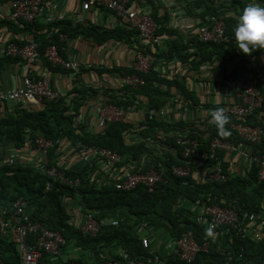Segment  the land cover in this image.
<instances>
[{
  "label": "trees",
  "instance_id": "trees-1",
  "mask_svg": "<svg viewBox=\"0 0 264 264\" xmlns=\"http://www.w3.org/2000/svg\"><path fill=\"white\" fill-rule=\"evenodd\" d=\"M131 1L141 2V0ZM259 3L264 6V0H259ZM247 4L244 0H233L229 6L206 0H198L195 3L191 12L198 8H204L203 20L209 15H217L225 21V33L228 36V41L214 44L202 43L196 37L192 38L191 41H184L176 31L167 29L165 22H163L167 18H161L153 12L151 15L159 25L157 35L168 36V39L164 40V48L156 47L154 51L148 49L146 54L152 59L153 65L158 67L160 64L167 65L176 61L193 72H199L203 68L212 69V71L222 75L226 80H223L224 84L231 82V78L236 81L242 79V76L248 71L255 73L253 71L255 69L252 68V60L264 56V51H256L246 56L237 49V42L234 37L237 17ZM155 9L153 5V10L156 11ZM5 22L12 24L8 20L0 21V26ZM18 22L22 23L33 34L34 41L39 45L41 58L49 66L53 65L43 55L50 45H56L62 57L67 60L61 51L64 46L61 35L72 38L83 34L98 43L116 39L129 45L133 44L135 50L140 48L137 30L128 23L106 28L90 22L86 23L87 25L60 22L55 24L58 26L59 32L54 34L51 41H48L47 36L40 34V28L37 25L38 20L32 24L23 21ZM17 44L19 46L24 45L20 42ZM15 60L17 58L0 56V70L7 63ZM54 67L63 68L61 66ZM118 70L122 76L137 74L145 80V85L141 87L123 85L120 89H112L104 94L106 97L104 102L114 104L119 108L158 111L170 101L171 93L164 88L166 85L178 86L180 93L187 99L190 107L196 111L201 106L208 110L218 108V106L202 105L196 92L188 91L185 85L176 79L168 80L160 71L139 73L133 68L127 71ZM259 87L264 92V81H261ZM237 92H235L236 95ZM140 97L145 98V101L139 100ZM42 105V109L33 111L22 104H18V107L10 113L0 115V144L6 138H10L17 149H22L27 144L35 148L37 137L42 136L54 143V147L48 150L47 167L59 166L55 152L58 146L57 142L63 139L72 141L73 145L80 143L85 147H106L120 153L125 163L133 161L137 164L142 163L140 169H136L137 171L146 173L154 168L162 174L164 179L153 186L140 184L133 190L119 191L115 188L114 181H109L106 186H98L94 181L92 182L95 167L81 161L71 168L59 166L71 180L79 179L80 184L71 187L60 180L50 179L25 162H16L15 165H10L0 159V211L3 208L11 210L18 198H24L27 203V213L34 222H40L49 230L62 234L65 239L64 250L68 246H76L82 251L97 254L98 259L95 263L91 261L93 262L91 264H129L130 262L155 264V255L152 250L145 248L141 237L135 234L138 226L156 228L167 232L172 238H179L183 233L191 231L198 237L199 242L203 243L209 240L204 226L198 224L190 216L189 210L185 206L187 202L196 201L203 195L212 194L214 197H219L224 194L228 200H237L236 207L241 216L245 212H257L261 208L264 200V181L258 180V169L255 165H253L251 172L246 175L231 174L226 183H203L193 177H179L173 172V167H186L188 163L193 165L197 158L196 156L183 157L181 148L176 144L175 137L178 135L190 139H199L204 150L208 148L210 140L214 137H220L224 141L229 140L239 145L240 138L236 137L234 131L230 129V125L236 121L232 117L228 116L229 119L225 128L229 135L225 137L215 125L210 123L211 115H208L210 118L201 121L200 124L193 123L189 126L186 124L179 131H173L175 129L169 128L165 120H158L156 117L150 120L149 115H146L145 120L136 128L140 142L130 145L127 143L126 137L135 127L126 122L127 120L110 123L102 133L93 135L77 125L76 115L69 113L64 98ZM258 114H261V118H263L264 102L263 108L257 112ZM249 121L257 124L256 115L252 116V120L250 118ZM171 131L174 132L173 136H169L165 140L161 139L162 133ZM206 134L209 136L204 138ZM151 142H162L159 144L163 146L164 150L157 154L155 144ZM263 153L264 142L254 146L255 155ZM219 155L221 158L225 156L224 153ZM208 162L211 164L213 161L208 160ZM229 168L230 160L228 159L224 162V169L228 171ZM48 183L51 184L50 189H47ZM66 197L74 199L84 215L91 214L95 220L100 222V230L96 235H85L81 229L70 223L71 215L64 203ZM111 218L119 220L117 226L112 224ZM231 244L232 246L226 249L234 252L231 261L214 244L210 246L207 252L198 253L191 263L168 260L164 264H247L264 260V238L257 241L235 236ZM118 249L124 250L126 257L120 255ZM101 252L105 253V258L99 257ZM0 259L9 264H21V255L16 244L1 234ZM39 264L90 263L84 258L76 260H60L59 258L56 261L52 255L44 254Z\"/></svg>",
  "mask_w": 264,
  "mask_h": 264
},
{
  "label": "built area",
  "instance_id": "built-area-1",
  "mask_svg": "<svg viewBox=\"0 0 264 264\" xmlns=\"http://www.w3.org/2000/svg\"><path fill=\"white\" fill-rule=\"evenodd\" d=\"M83 12H89L93 9L103 8L112 12L117 18V23H128L132 25L138 33L140 48L135 50L133 59V69L139 73H150L160 71L158 66H154L152 59L146 54V50L156 47L164 48L165 39L157 35L159 25L155 22L150 12L138 9L136 4L131 0H79ZM231 5L233 0H206ZM50 0H14L11 2L10 16L15 21H23L32 24L39 20L45 13L46 7ZM225 21L220 16H207L203 21L196 38L202 43L214 44L228 41L225 33ZM61 41L68 39L67 36L61 35ZM3 56L17 58L24 64L26 75L23 79V86L16 89L0 90V111L3 105L7 103L17 104H38L52 103L64 98V94L53 88L51 79L47 73H41L38 77H33L34 66L41 60L39 45L36 41L31 40L26 44L19 46L16 42L7 40L1 48ZM44 58L53 66H61L64 69H79V64L65 60L56 45H50L45 53ZM252 68L242 79L238 80V87L233 91L237 93V100L233 103L224 105L226 114L236 121L230 125L234 135L240 138L239 145L229 140H222L220 137H214L210 140L208 148L204 150L203 144L199 139H190L176 136V144L181 148L183 157L197 158L193 165L173 167V172L179 177H193L203 183H226L231 174H234L232 167L228 171L224 169V162L228 159L230 162L234 159H241L245 162L246 170L244 175L251 172L253 165L257 167V177L259 181H264V153L261 155L254 154V146L264 142V114L257 115V112L263 108L264 92L259 87L261 81H264V56L255 58ZM122 85L141 87L145 85V80L137 74H126L121 78ZM179 109V108H178ZM177 109V110H178ZM217 109V108H216ZM215 109L204 110L205 114L211 115ZM168 108H162L158 111L144 109L125 110L118 106L103 102L96 109L97 127L104 130L107 125L113 122L126 121L128 115L132 112L140 115L144 120L146 115L149 119L158 118L164 120ZM183 111L187 112L184 108ZM181 114L182 112H178ZM184 113V112H183ZM256 115L257 124L250 123V118ZM182 124L180 128L185 127ZM179 128V129H180ZM186 130V129H185ZM169 134L162 133L161 138H167ZM225 137L229 135L223 133ZM173 136V134H172ZM209 135L206 134L204 138ZM55 155H63V141L57 142ZM54 147L52 141L38 136L36 139L35 153L38 155H47L48 150ZM78 150L81 161L89 163L95 167L92 174V182L98 186H106L109 181H114V186L119 191H130L137 188L140 184L148 186L155 185L158 181H163L162 174L154 168L143 173L137 171L134 162H123V157L115 150L106 147H85L80 143L75 145ZM224 153V157H220ZM208 160L213 162L209 164ZM205 161V162H204ZM15 165L16 161L9 158L4 163ZM208 163V164H207ZM1 167V163H0ZM64 167V166H61ZM41 174L46 175L52 180H60L68 186H78L79 179L73 181L59 166L53 165L47 167L41 164L34 168ZM97 169L105 173L104 178H97L94 174ZM51 184H47L50 189ZM181 203V202H179ZM237 200H228L224 194L214 197L212 194L201 196L196 201L186 203L190 216L200 225L204 226L205 231L208 228L213 230L214 236L209 240L201 243L193 232H185L179 238H170L160 247L161 251H156L155 264H164L168 260H180L191 263L195 260L198 253L207 252L211 245L216 244L218 250L228 257L231 261L234 252L227 251L232 246L233 237L250 238L260 241L264 238V200L261 208L255 212H245L242 216L236 207ZM27 203L24 198L16 200L13 208H3L0 211V234L9 238L16 244L21 255V264H39L44 254L52 255L54 259L60 258L64 252L63 246L65 239L59 232L49 230L44 224L34 222L27 213ZM114 226H117L119 220L111 219ZM100 230V222L95 220L91 214L84 215L81 225V231L87 235H96ZM144 231V227H140ZM234 233V235H233ZM142 244L145 248L151 249L152 244L157 242V238L151 234H145L141 237ZM226 250V251H225ZM120 255L126 257L123 250H117ZM162 258V259H161ZM0 264H9L0 259ZM129 264H136L130 262ZM145 264V263H139ZM247 264H264V260Z\"/></svg>",
  "mask_w": 264,
  "mask_h": 264
},
{
  "label": "crops",
  "instance_id": "crops-1",
  "mask_svg": "<svg viewBox=\"0 0 264 264\" xmlns=\"http://www.w3.org/2000/svg\"><path fill=\"white\" fill-rule=\"evenodd\" d=\"M198 0H141L133 1L138 9L156 13L163 20L168 30L176 31L184 41H191L197 35L202 25V16L205 13L204 8H198L194 12L195 3ZM249 3V0H244ZM259 3V0H256ZM153 5L156 8L153 10ZM11 0H0V21H10L0 26V51L7 40L26 44L34 40L33 34L22 23L11 18ZM71 22L78 24L94 23L101 27L113 28L118 25L115 15L106 11L103 8L93 9L89 12H83L79 0H50L46 7L45 13L38 20L37 25L40 28V34L45 35L48 41H51L54 34L59 32L56 23ZM87 25V24H86ZM163 39H168V36H163ZM61 51L65 54L67 61H72L79 64V69H64L47 65L44 60H41L34 66L33 77H38L41 73H47L51 79L52 87L61 91L64 94L65 105L69 113L76 115V123L87 133L97 135L102 133L97 127L96 109L105 100V93L112 89H120L123 87L121 78L123 77L118 69H132L135 48L133 44L111 39L102 43L94 42L83 34L77 37L68 38L63 41ZM0 56H3L0 52ZM16 59V58H15ZM159 70L168 80H178L184 84L188 91L197 93L202 105L218 106L220 108L224 104L233 103L237 100V95L233 91L238 87V81L231 78V82L223 83L224 78L221 74L212 71L209 68H203L199 72L189 71L187 67L180 62L173 61L171 64H160ZM26 75L24 64L21 60L9 62L0 70V90L16 89L23 86V79ZM244 77V75L242 76ZM226 81V80H224ZM165 89L171 93L170 101L165 106L168 112L165 116V121L169 128L179 131L182 124L192 125L209 119V114H205L207 108H198L194 110L188 104L187 99L180 93L178 86L166 85ZM139 100L145 101V98L140 97ZM30 110H39L43 105L38 104H22ZM220 105V106H219ZM18 107L17 103H7L2 106L0 115L10 113ZM179 108V109H178ZM186 108V111L183 109ZM193 110H191V109ZM178 109V110H177ZM133 110V109H132ZM182 112L179 114L178 112ZM184 112V113H183ZM144 119L137 113H130L127 121L134 125V129L127 135V143L135 145L136 140L140 141V136L136 132ZM180 128V129H179ZM172 136L174 132H165ZM162 139V138H161ZM165 140V138H163ZM163 140V141H164ZM63 155L57 157L58 165L71 168L81 162L78 150L75 149L73 142L68 139H63ZM159 144L162 142H151ZM157 149V148H156ZM164 150V149H163ZM162 150H160L161 152ZM15 159L16 162H25L33 166L47 164V155H38L35 153V148L27 144L22 149H17L13 140L6 138L0 144V159L7 160ZM143 161V160H142ZM141 161V162H142ZM235 162H230V167L237 174L244 175L246 170L245 162L241 159H234ZM134 162V161H133ZM132 162V163H133ZM140 167L142 163L137 164ZM97 178H104L105 173L97 169L94 174ZM64 203L70 212V223L76 228L81 229L84 220V214L81 211L78 203L69 197L64 198ZM112 219V218H111ZM116 219V218H114ZM140 227H136L135 234L143 237L145 234H151L157 238V242L153 243L151 249L153 254L162 249L156 245L164 246V242L172 238L167 232L156 228L144 227V231H140ZM165 239V240H164ZM124 251V250H123ZM97 254L94 252H85L76 246H68L64 253L60 255V260H76L84 258L87 262L95 263ZM100 258H105V253H100ZM56 261L58 259H54ZM93 261V262H91Z\"/></svg>",
  "mask_w": 264,
  "mask_h": 264
},
{
  "label": "clouds",
  "instance_id": "clouds-1",
  "mask_svg": "<svg viewBox=\"0 0 264 264\" xmlns=\"http://www.w3.org/2000/svg\"><path fill=\"white\" fill-rule=\"evenodd\" d=\"M234 37L237 42V49L244 55L249 56L256 51H264V6L256 0H249L242 12L237 17L234 28ZM228 115L223 108L211 111L210 123L215 125L218 131L226 134ZM209 237L214 233L211 228L206 230Z\"/></svg>",
  "mask_w": 264,
  "mask_h": 264
},
{
  "label": "rangeland",
  "instance_id": "rangeland-1",
  "mask_svg": "<svg viewBox=\"0 0 264 264\" xmlns=\"http://www.w3.org/2000/svg\"><path fill=\"white\" fill-rule=\"evenodd\" d=\"M187 126H189V125L187 124ZM183 128H184V127H183ZM139 142H140L139 140H136V141H135V143H139ZM156 146H157V147H155V148H157V152H156V153H157V154H160L162 151H161L160 153H159V151H160V150H163V146H162L161 144H156ZM160 147H161V148H160ZM164 240H165V239H164Z\"/></svg>",
  "mask_w": 264,
  "mask_h": 264
}]
</instances>
